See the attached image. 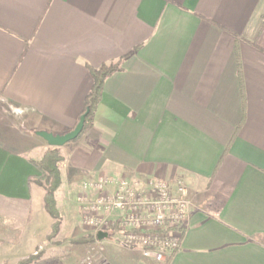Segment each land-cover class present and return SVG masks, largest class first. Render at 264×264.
Segmentation results:
<instances>
[{
    "label": "crops",
    "instance_id": "0c3cea01",
    "mask_svg": "<svg viewBox=\"0 0 264 264\" xmlns=\"http://www.w3.org/2000/svg\"><path fill=\"white\" fill-rule=\"evenodd\" d=\"M118 60L92 124L58 147V204L104 175L180 177L169 264H264V0H0V263L51 231L28 183L50 147L36 132L73 129L86 65Z\"/></svg>",
    "mask_w": 264,
    "mask_h": 264
},
{
    "label": "built area",
    "instance_id": "2783aa9c",
    "mask_svg": "<svg viewBox=\"0 0 264 264\" xmlns=\"http://www.w3.org/2000/svg\"><path fill=\"white\" fill-rule=\"evenodd\" d=\"M77 198L81 220L97 241L116 236L155 264H166L180 247L190 209L180 177L104 175L84 182Z\"/></svg>",
    "mask_w": 264,
    "mask_h": 264
},
{
    "label": "rangeland",
    "instance_id": "374dc122",
    "mask_svg": "<svg viewBox=\"0 0 264 264\" xmlns=\"http://www.w3.org/2000/svg\"><path fill=\"white\" fill-rule=\"evenodd\" d=\"M78 190L81 192L82 185L78 186ZM57 191L58 189L54 195L59 213L58 231L54 235H51L50 231L46 242L37 250L19 257L14 262L4 261L0 264H18L36 253L41 259L48 260V264H155L150 259L143 258L136 250L126 249L116 236L96 241L91 228L85 226L81 220L80 203L78 198L74 197V192L67 202L62 195L59 205ZM81 238H92V241L88 239L83 243H76Z\"/></svg>",
    "mask_w": 264,
    "mask_h": 264
},
{
    "label": "trees",
    "instance_id": "16d2710c",
    "mask_svg": "<svg viewBox=\"0 0 264 264\" xmlns=\"http://www.w3.org/2000/svg\"><path fill=\"white\" fill-rule=\"evenodd\" d=\"M121 61L110 62L108 64H102L98 68L90 67L86 65L88 71L92 77L91 88L84 99V108L81 115H84L83 128L80 134L76 137H80L82 133L92 124L93 116L101 98L102 87L105 79L113 72L120 69ZM80 115V116H81ZM79 120V119H78ZM63 160V157L59 153L58 147H49L46 149L38 160L30 159V162L39 170L40 174L28 178V183H34L43 188V204L46 213L54 220L51 226V235H54L59 229V213L56 206L55 192L60 187L61 175L59 169V163ZM107 231L111 234L115 229L110 226ZM92 241V238H81L76 243H83L87 240ZM174 254H171L166 261L169 264ZM48 260L40 258V255L36 253L34 256L19 262L18 264H48Z\"/></svg>",
    "mask_w": 264,
    "mask_h": 264
},
{
    "label": "water",
    "instance_id": "95a60500",
    "mask_svg": "<svg viewBox=\"0 0 264 264\" xmlns=\"http://www.w3.org/2000/svg\"><path fill=\"white\" fill-rule=\"evenodd\" d=\"M83 121H84V115H81L74 128L63 134L54 135L50 132H45V131H37L36 134L40 136L42 139H44L50 147H61L67 142L76 139V137L80 134L83 128Z\"/></svg>",
    "mask_w": 264,
    "mask_h": 264
}]
</instances>
